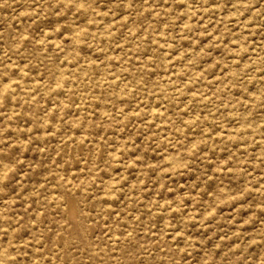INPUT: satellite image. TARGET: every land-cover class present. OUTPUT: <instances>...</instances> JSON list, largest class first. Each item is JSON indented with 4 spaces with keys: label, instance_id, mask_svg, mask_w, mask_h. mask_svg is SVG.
Here are the masks:
<instances>
[{
    "label": "rangeland",
    "instance_id": "1",
    "mask_svg": "<svg viewBox=\"0 0 264 264\" xmlns=\"http://www.w3.org/2000/svg\"><path fill=\"white\" fill-rule=\"evenodd\" d=\"M0 264H264V0H0Z\"/></svg>",
    "mask_w": 264,
    "mask_h": 264
}]
</instances>
